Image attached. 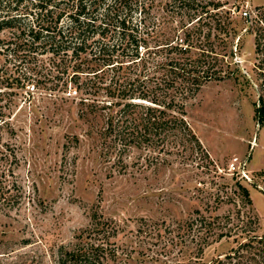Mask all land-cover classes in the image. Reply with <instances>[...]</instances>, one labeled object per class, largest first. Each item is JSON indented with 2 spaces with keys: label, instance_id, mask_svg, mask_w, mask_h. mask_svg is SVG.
Returning a JSON list of instances; mask_svg holds the SVG:
<instances>
[{
  "label": "trees",
  "instance_id": "obj_1",
  "mask_svg": "<svg viewBox=\"0 0 264 264\" xmlns=\"http://www.w3.org/2000/svg\"><path fill=\"white\" fill-rule=\"evenodd\" d=\"M161 5L156 0H0V48L29 69L46 70L47 90L67 93L80 118L101 122L91 133L118 175L149 171L172 156L185 160L202 150L189 121L190 103L207 84L238 76L231 47L243 30L254 35L255 117L264 127V5L251 18L243 16L241 31L231 11L215 0H166L163 12L155 14ZM6 31L9 37H1ZM73 141L80 143L78 136ZM7 157L0 152V160ZM261 176L264 183V172ZM240 188L242 202L228 215L206 216L196 209L163 233L157 223L140 219V243H158L145 256L120 252L114 242L118 225L95 210L75 243L59 249L55 264H264V235L256 233L260 219L243 212L253 203ZM10 189L0 180V194ZM232 237L228 253L205 259L208 247ZM190 248L194 254L188 257Z\"/></svg>",
  "mask_w": 264,
  "mask_h": 264
},
{
  "label": "rangeland",
  "instance_id": "obj_2",
  "mask_svg": "<svg viewBox=\"0 0 264 264\" xmlns=\"http://www.w3.org/2000/svg\"><path fill=\"white\" fill-rule=\"evenodd\" d=\"M156 1L162 4L154 9L160 15L166 0ZM215 1L231 11L239 31L246 24L243 13L248 10L246 18H251L264 5V0ZM232 40L238 76L207 84L188 109L202 150L125 175L114 172L112 160L101 156L102 142L91 133L101 122L80 118L67 93L47 90L46 70L29 69L30 64L0 48V152L10 155L0 160V180L11 187L0 194V264H55L59 249L75 243L95 210L118 225L114 242L120 252L151 255L158 243H140V219L157 223L163 233L190 219L196 209L206 216L228 215L242 202L240 187L253 203L243 212L259 217L256 233L264 235V127L255 117L254 35L243 30ZM4 168L10 171L1 177ZM232 247L233 237L223 239L208 247L204 257L209 261Z\"/></svg>",
  "mask_w": 264,
  "mask_h": 264
},
{
  "label": "built area",
  "instance_id": "obj_3",
  "mask_svg": "<svg viewBox=\"0 0 264 264\" xmlns=\"http://www.w3.org/2000/svg\"><path fill=\"white\" fill-rule=\"evenodd\" d=\"M248 10L246 12L243 13V16L244 17H248ZM236 164H237V159H235L232 163H231V170H236Z\"/></svg>",
  "mask_w": 264,
  "mask_h": 264
}]
</instances>
